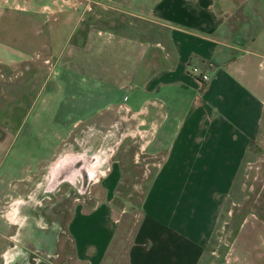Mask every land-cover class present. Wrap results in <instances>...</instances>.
<instances>
[{"label": "rangeland", "instance_id": "obj_1", "mask_svg": "<svg viewBox=\"0 0 264 264\" xmlns=\"http://www.w3.org/2000/svg\"><path fill=\"white\" fill-rule=\"evenodd\" d=\"M156 1L0 0V264H85L68 222L112 178L125 211L104 264H127L160 157L143 147L151 125L121 105L126 51L143 40L156 57ZM214 216L198 264H264V119Z\"/></svg>", "mask_w": 264, "mask_h": 264}, {"label": "crops", "instance_id": "obj_2", "mask_svg": "<svg viewBox=\"0 0 264 264\" xmlns=\"http://www.w3.org/2000/svg\"><path fill=\"white\" fill-rule=\"evenodd\" d=\"M151 13L165 34L151 60L149 42L126 51L135 83L121 105L151 125L143 147L160 158L127 264H198L262 129L264 0H157ZM191 64L210 74L204 86ZM108 182L106 199L77 206L68 222L85 264L106 262L125 211L114 204L117 179Z\"/></svg>", "mask_w": 264, "mask_h": 264}, {"label": "built area", "instance_id": "obj_3", "mask_svg": "<svg viewBox=\"0 0 264 264\" xmlns=\"http://www.w3.org/2000/svg\"><path fill=\"white\" fill-rule=\"evenodd\" d=\"M189 72L194 75L195 77H197L202 85L204 86L210 79V74L208 73V71L202 67H200L199 65H194L191 64L189 67ZM202 100V96L199 97Z\"/></svg>", "mask_w": 264, "mask_h": 264}, {"label": "trees", "instance_id": "obj_4", "mask_svg": "<svg viewBox=\"0 0 264 264\" xmlns=\"http://www.w3.org/2000/svg\"><path fill=\"white\" fill-rule=\"evenodd\" d=\"M141 215H143V213H141ZM139 222V224H138V227H136V232H137V230H138V228H139V225H140V222H141V219L138 221ZM135 232V233H136ZM132 243V242H131ZM129 247H130V245H129ZM129 249V248H128Z\"/></svg>", "mask_w": 264, "mask_h": 264}, {"label": "flooded vegetation", "instance_id": "obj_5", "mask_svg": "<svg viewBox=\"0 0 264 264\" xmlns=\"http://www.w3.org/2000/svg\"><path fill=\"white\" fill-rule=\"evenodd\" d=\"M72 177L70 176V178L69 179H71Z\"/></svg>", "mask_w": 264, "mask_h": 264}]
</instances>
